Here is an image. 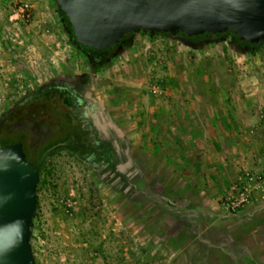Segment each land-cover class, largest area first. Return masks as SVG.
<instances>
[{
	"label": "rangeland",
	"instance_id": "374dc122",
	"mask_svg": "<svg viewBox=\"0 0 264 264\" xmlns=\"http://www.w3.org/2000/svg\"><path fill=\"white\" fill-rule=\"evenodd\" d=\"M228 44L140 32L99 74L97 93L142 176L116 189L67 150L48 156L31 238L37 264H264V48ZM77 56L51 0H0V118ZM81 126L43 137L8 123L6 133L25 134L39 157Z\"/></svg>",
	"mask_w": 264,
	"mask_h": 264
},
{
	"label": "water",
	"instance_id": "95a60500",
	"mask_svg": "<svg viewBox=\"0 0 264 264\" xmlns=\"http://www.w3.org/2000/svg\"><path fill=\"white\" fill-rule=\"evenodd\" d=\"M51 1L67 15L72 25V31L64 30L70 46L75 41L102 51L120 47L126 35L133 34L136 39L140 32L180 40L184 36L209 34L225 38L228 31H232L244 43L264 42V0ZM198 48H202L201 45ZM248 48V45L243 49L233 47L244 54ZM66 79L75 80L71 76ZM96 105L100 113H107L109 125L128 144L129 153L131 141L110 108L100 100H96ZM44 157L45 154L39 163ZM129 160L140 171L132 154ZM40 178L38 163L28 160L21 141L0 148V264H37L31 238Z\"/></svg>",
	"mask_w": 264,
	"mask_h": 264
},
{
	"label": "flooded vegetation",
	"instance_id": "af4514ba",
	"mask_svg": "<svg viewBox=\"0 0 264 264\" xmlns=\"http://www.w3.org/2000/svg\"><path fill=\"white\" fill-rule=\"evenodd\" d=\"M212 39V36L209 35L198 40L184 36L180 41L198 48L199 45L204 47L213 43ZM135 40L133 34H128L122 39L120 47L113 46L102 51H92L73 41L71 48L78 56L72 61L71 66L49 77L17 100L0 118L1 131L7 126L5 122L11 121L14 127L20 124L26 125L28 128L26 134L28 135L36 132L45 137L53 132L60 131L63 125L65 126L71 121L80 122L82 126L78 131H81L83 127L86 136L89 134L94 136L96 134L107 140L115 148L117 156L115 170L111 169L108 163L94 167L88 161L81 159L85 164L97 170L116 189H122L125 182L135 178L137 175L141 177L142 175L136 165L130 164L129 155H131V150L129 153L127 152L128 144L109 125L107 113L103 110L102 113L99 112L96 100L103 101L106 107L108 105L99 96L95 86V80L99 74L109 67L118 56L132 49L135 45ZM220 40L229 43L232 48L237 46L243 49L248 45L233 36L220 38ZM251 49V46H249L248 51H251ZM61 75L64 76L63 79L59 78ZM67 76H71L75 80L69 82L66 79ZM66 97L70 98V104L66 103ZM20 136H24L27 142L25 134L20 133ZM25 141H21L23 145L26 144ZM28 147L32 151L34 159L36 158L32 162L38 163L40 169L44 160L56 146L50 144L45 147L40 159L38 157L39 152L35 150L36 146L32 144L30 147L28 144ZM44 154L43 161L39 163Z\"/></svg>",
	"mask_w": 264,
	"mask_h": 264
},
{
	"label": "trees",
	"instance_id": "16d2710c",
	"mask_svg": "<svg viewBox=\"0 0 264 264\" xmlns=\"http://www.w3.org/2000/svg\"><path fill=\"white\" fill-rule=\"evenodd\" d=\"M56 9H57V14L60 18V21H61V24L64 30L72 31V25L67 15L63 13L59 9V7L56 6ZM143 34L148 35L146 33H143ZM205 36H208V35L193 36V39L198 40ZM209 36H212L213 43L217 41H221L220 38H223L218 34L216 35L209 34ZM227 36H233L234 38H238V36L235 35L232 31H228ZM245 43H247L252 48L251 51H248V52L259 51L260 49L264 48V42H261L260 44H250L248 42H245ZM87 48L92 51H97L94 48H90V47H87ZM8 123L10 124L11 121H9ZM8 123H7V126H8ZM6 129L7 127H5L3 131H1L0 129V147H3L4 145L13 143L15 141H22V142L25 141L24 136H20L17 139H11L7 135ZM81 131L82 132H79V133L76 131H73L72 133H69V135L66 138L59 139V140L52 142L51 145H55L56 147L51 153H49V156L58 150L64 149V150H67L71 155L76 156L77 158L83 159L85 161H88L94 167H98V166H101L102 164L108 163V166L111 169L115 170L116 164H117V156L115 153V148L107 140L102 139V137L96 136L95 134L94 136L91 134L86 136V132L84 131V129H82ZM40 158H41V154L39 155V159ZM46 159L44 160V162L41 165V168L39 169L41 176L43 175L42 167L43 165H45Z\"/></svg>",
	"mask_w": 264,
	"mask_h": 264
},
{
	"label": "built area",
	"instance_id": "2783aa9c",
	"mask_svg": "<svg viewBox=\"0 0 264 264\" xmlns=\"http://www.w3.org/2000/svg\"><path fill=\"white\" fill-rule=\"evenodd\" d=\"M247 200V197L241 196L240 199H237L235 201H228L227 206L229 208H232L233 210L237 209L242 203H244Z\"/></svg>",
	"mask_w": 264,
	"mask_h": 264
},
{
	"label": "crops",
	"instance_id": "0c3cea01",
	"mask_svg": "<svg viewBox=\"0 0 264 264\" xmlns=\"http://www.w3.org/2000/svg\"><path fill=\"white\" fill-rule=\"evenodd\" d=\"M188 121V120H187ZM188 140V136H186V141Z\"/></svg>",
	"mask_w": 264,
	"mask_h": 264
}]
</instances>
